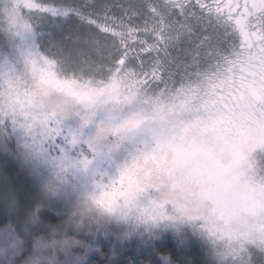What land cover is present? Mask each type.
Returning <instances> with one entry per match:
<instances>
[{"label": "rangeland", "instance_id": "1", "mask_svg": "<svg viewBox=\"0 0 264 264\" xmlns=\"http://www.w3.org/2000/svg\"><path fill=\"white\" fill-rule=\"evenodd\" d=\"M151 1L155 0H143L147 13L152 12ZM164 1L172 10L156 11V18L177 19V8L188 24L190 14L184 9L188 3L194 8L209 7L222 27H216L214 34L219 39L223 34L224 47L210 45L199 62L175 42L181 27L152 23L145 28L155 40L150 43V57L138 50V57L142 53L143 58L134 59L137 65L130 66L129 57L121 55L113 66L98 69L101 73L92 67L72 69L40 46L45 40L57 53L65 48V37H59L58 31L67 15L64 0H0V155L22 170L33 196L69 211L80 205L95 208L109 185L108 175L102 174L108 165L97 160L86 166L84 161L109 149L117 158L116 145L121 143L117 132L124 125L164 118L174 107L184 108L197 95L212 90L235 95L240 83L264 81V0ZM36 26L47 30L38 32ZM143 48H149V41L142 43ZM207 60L210 67H204ZM197 63L202 67L192 73ZM53 145H67V149L53 152ZM3 181L0 174V206L4 214H13L18 220L21 193L11 191ZM200 196L219 218L212 225L211 238L220 259L235 255L245 244L264 249V215L255 210L254 201L222 208L207 194L200 192ZM5 202L15 211L5 210ZM104 208L114 211L111 205ZM10 231L0 229V236L6 237ZM122 232L151 241L132 225L125 224ZM202 251L208 264L217 258Z\"/></svg>", "mask_w": 264, "mask_h": 264}, {"label": "snow or ice", "instance_id": "2", "mask_svg": "<svg viewBox=\"0 0 264 264\" xmlns=\"http://www.w3.org/2000/svg\"><path fill=\"white\" fill-rule=\"evenodd\" d=\"M261 24L264 26V20ZM117 135L121 140L117 152L125 142L142 137V146L130 164L127 156L123 163L115 158L112 149L84 161L86 166L97 160L108 165L102 174L108 175L109 185L95 205L101 215L84 217L59 203L21 193L18 216L24 219V226L0 236V264H16L29 253L40 264L50 247H58L64 258L58 262L49 257L47 264H95L97 253L104 257L98 264H119V241L127 237L122 228L125 224L131 227L122 207L132 206L157 181L194 183L222 208L254 201L255 210L264 215V81L240 83L235 95L215 90L197 95L186 107L169 111L162 125L157 118L130 121ZM66 149L67 145L52 146L53 152ZM105 205L114 211L108 212ZM105 213L112 219L106 220ZM213 223L204 218L181 224L157 222L147 229L136 227V232L151 241H163L156 244L161 249L155 252L157 264H175L171 253L162 249L174 246L183 251L193 242L217 257L211 264H264V249L248 244L235 255L220 259L211 238ZM50 236L62 239L47 240ZM145 264H152L151 259L146 257Z\"/></svg>", "mask_w": 264, "mask_h": 264}, {"label": "trees", "instance_id": "3", "mask_svg": "<svg viewBox=\"0 0 264 264\" xmlns=\"http://www.w3.org/2000/svg\"><path fill=\"white\" fill-rule=\"evenodd\" d=\"M64 2L67 5H63L62 7L67 11V15L62 17V24L58 31L61 30L59 37H65L64 45L66 49L60 47V52L57 53V49L53 45L46 43L45 40L44 42L41 41L40 46L47 53L58 59L61 65L72 69L83 68L84 70L92 67L97 70V73H101L102 71L98 69L113 66L116 58H119L121 55L129 57L130 63L133 64L130 66L137 65L134 59L143 58V56L150 57L149 54L151 53L152 46H150V43H155V40H153V36L148 31H145V28H149V25L152 23L164 22L169 27H172L174 23V28L181 27V36L175 42L179 44V47H182V50H186V53L189 51L192 59L194 58L199 62L205 59L204 54H206L210 45L224 47V44L221 42V39H224L223 34H220V39L216 38L214 34L216 27L221 29L222 27L218 25L219 22L210 13V8H199V3V7L194 8L191 3H188L184 7L186 9L185 13L190 14V16L188 15L189 17L187 16L188 24L186 20L181 18L182 15L177 8H174V15H176L177 19H173L172 17L166 18L161 15L156 18V11L159 14V12L164 13L172 10V7H168V4L167 7L165 6L164 0L151 1V13H147L143 9V0H64ZM158 5L163 8L158 10L156 7ZM208 18L209 23L206 24L205 21ZM36 30L44 32L47 29L36 26ZM212 31L213 35L211 33L208 34V32ZM184 33L185 35H183ZM41 35L43 37L44 33H41ZM144 41H149V48L145 50L144 48L142 49ZM138 50L143 51L144 55L142 56L141 53L138 57ZM218 50L220 51V47ZM109 60L111 61L110 64ZM70 63L71 65H75V67L71 66ZM208 64L209 61L207 60L204 67H210ZM198 67H202V65L198 63L197 65H193L192 73L200 71ZM6 160L0 155V174L4 180L3 182L10 187L11 191L17 193L26 192L33 195L34 190L27 184L26 181L28 180L22 170L16 167L14 162L15 165H12V163ZM38 192L36 190L39 196ZM44 200L48 201L45 198ZM23 226V218L19 217L16 220L13 214H4L0 206V229L12 230ZM46 239L60 240L62 237L50 236ZM157 243H163V241L149 242L135 236L121 239L118 249L119 264H145L146 257L151 259L152 264H157L155 252L161 251L160 248L156 247ZM109 247L111 248L112 245ZM162 250L171 253L175 264H186V262L187 264H208L202 248L197 242H193L183 251L176 249L174 246H169ZM97 257L98 260L104 259L100 253H97ZM98 260L95 264H98ZM21 261H23V257L20 260L18 259L16 264Z\"/></svg>", "mask_w": 264, "mask_h": 264}, {"label": "clouds", "instance_id": "4", "mask_svg": "<svg viewBox=\"0 0 264 264\" xmlns=\"http://www.w3.org/2000/svg\"><path fill=\"white\" fill-rule=\"evenodd\" d=\"M157 120L163 124V117H158ZM155 126V125H154ZM142 137L137 136L136 141L125 142L121 147L117 159L122 163L125 157H128V163L132 162V157L136 154ZM5 210L8 209L7 204H4ZM129 216V221L132 226L141 229H147L157 222L181 224L189 219H195L199 222V218L211 219L214 222H219V218L213 214L211 205L203 201L200 196V188L198 185L186 184L177 181L173 184L171 181H157L147 186V188L139 194L138 200L130 207L123 208ZM70 212H75L84 217L93 215H101L98 209L80 205ZM106 220H111L112 217L107 213L104 214ZM26 219V218H25ZM34 253H29L21 264H36ZM62 252L58 247H50L44 252L41 257L40 264H47V258H55L61 262Z\"/></svg>", "mask_w": 264, "mask_h": 264}]
</instances>
